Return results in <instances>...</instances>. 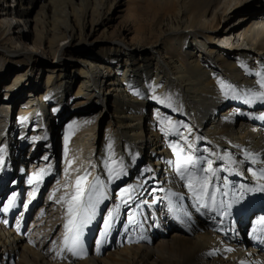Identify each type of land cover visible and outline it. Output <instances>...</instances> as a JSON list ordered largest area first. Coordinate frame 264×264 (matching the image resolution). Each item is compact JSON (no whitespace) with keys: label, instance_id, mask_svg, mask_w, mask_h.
<instances>
[{"label":"bare ground","instance_id":"obj_1","mask_svg":"<svg viewBox=\"0 0 264 264\" xmlns=\"http://www.w3.org/2000/svg\"><path fill=\"white\" fill-rule=\"evenodd\" d=\"M121 1L0 0V194L18 175L51 192L47 204L26 211H34L31 241L8 225L19 196L7 212L14 196L0 202V264H264V229L246 235L244 224L250 200L257 194L264 203V191L238 199L241 186L264 184V100L252 95L264 91V0H127L125 32L112 29ZM101 41L94 54L81 50ZM107 104L111 120L97 143ZM58 129L55 151L37 157L35 148ZM170 144L184 149L181 157L199 158V168L213 161L209 193L231 204L228 214L198 205ZM31 153L45 170L40 178L23 165ZM80 159L89 164L79 168ZM84 175L101 182L104 198L73 255L63 247L67 205L57 201ZM122 189L131 190L127 203ZM104 208L105 218L113 213L107 235Z\"/></svg>","mask_w":264,"mask_h":264},{"label":"snow or ice","instance_id":"obj_2","mask_svg":"<svg viewBox=\"0 0 264 264\" xmlns=\"http://www.w3.org/2000/svg\"><path fill=\"white\" fill-rule=\"evenodd\" d=\"M257 75L260 74L257 73ZM218 83L220 84L222 90L227 87L223 81L218 80ZM259 84L260 87L264 89V77L261 78ZM252 95L256 99L264 100V91L255 92L252 93ZM153 99L157 100L158 103L164 104L165 107H172V105L167 102L169 99L168 97L161 99L159 97L153 96ZM157 117L161 119L162 123L167 122L169 125H172V127L175 128L173 122L168 120L166 117H161L159 112H157ZM261 118L264 119V117ZM181 138L185 139V142H187L186 138ZM170 147L173 149L177 156V160L175 162L176 172L180 176L181 180L187 181L188 191L191 192L198 205L204 209H208L209 211H219L220 209H224L225 211L222 214H228L227 210L231 208V204L225 205L223 201L217 203L215 191L209 193V186L211 185L212 178L216 176L217 172V169H214L212 167L213 161L211 159L204 158L207 161L208 167L199 168V158L193 159L191 154L181 157L180 154L184 151V149L181 148L178 144H170ZM187 147L189 149H192L193 146L191 144H187ZM109 148H111V145H109ZM177 149H179V151H177ZM210 155L216 154L211 153ZM45 159H47V157H45ZM69 164H71L70 161ZM44 171L45 170L42 169L40 173L34 174L35 177L40 178ZM113 173H115V178H119V175L121 174L114 168L109 167L110 178H113ZM197 173H200V175H197ZM252 175L257 176V173L252 172ZM258 179L264 180V170L260 172ZM34 182L35 181L33 178L29 179V184H32ZM100 185L101 182L99 180L88 182L87 175L79 176L77 177L75 182V191L71 194L66 193L65 196H61L57 201V203H64L67 205L66 222L63 225L65 229L63 236V247L73 255H77L82 250L81 238L83 235V229L95 218L97 205L101 202L102 198H104V194L99 191L98 186ZM241 187L242 192L238 199H243L244 192L264 191V184L258 185V187L255 189L247 188L244 186ZM121 193L122 203H127V199L132 198L130 195V189H122ZM225 195H227V193H225ZM125 196H127V199H125ZM14 201L15 197H13L12 200L8 202V204L3 208V211L7 212L13 205ZM112 219L113 213L109 211L107 218L104 219L105 230L101 235H107L108 229H110L112 226ZM128 219L129 223H131L133 222L134 218L130 216ZM261 223L264 224V218H262ZM256 231L257 229L254 228L253 232L255 233Z\"/></svg>","mask_w":264,"mask_h":264},{"label":"rangeland","instance_id":"obj_3","mask_svg":"<svg viewBox=\"0 0 264 264\" xmlns=\"http://www.w3.org/2000/svg\"><path fill=\"white\" fill-rule=\"evenodd\" d=\"M130 10H131V4H128L127 0L121 1V5L119 6V9L117 10V12L114 15L115 20L112 23V29H117V30L124 31V32L126 31V29H128L129 26H128L127 20L129 18L128 16L130 15L129 14ZM23 29H24V31H27V27H23ZM225 44H227V43H225ZM103 45H104V42L101 41L96 45H90L87 47H82L81 50L86 51V52L89 51L92 54H94L96 52L95 50H97V47H100ZM66 47H68V44H66ZM41 53L42 52L39 51L40 55H41ZM45 60L47 61V59H45ZM49 62L51 63L53 61H49ZM72 64H74V62ZM79 70H80V68L78 69V67H77L76 71L78 72ZM4 96H5V93H3V91H2V95L0 96V102H2V103L3 102L5 103V97ZM104 106L105 105L102 103L98 107H96V112L93 115H97L99 112L104 111V110H102L104 108ZM1 107L2 108L4 107L5 109H9L11 111V106H9V105L2 104ZM221 110H223V109H221ZM221 110H220V112H221ZM110 120H111V108H109V105H108L105 114H102V117L99 121L97 143H99L100 139H102V137L104 135L105 128L108 125ZM64 121H66V119H64ZM60 131L58 129V131L55 134L54 139L52 141L47 140L46 144H43V142H41L42 143L41 146L38 148L37 147L35 148V150L37 151V155H36V153L35 154L33 153V154L36 155L37 157H40V156H42L43 150L53 153L55 151V142H56V144L58 142H61V136H60L61 132ZM48 141L51 143H49ZM97 149H98V145H97ZM25 151H29V147L27 148V146H26ZM21 157L23 158V153L20 156V158ZM26 157L22 161L23 165L26 166V170L28 169L29 171H32V173L33 172L34 173L41 172V170L43 169L42 164L40 162H36V163L33 161L31 162V160L34 159L33 158L34 156L32 155V153L30 154V156L28 158H26ZM78 161H79L78 162L79 168H84L89 164V161H86V160L80 159ZM53 164L54 165L56 164V167H58L60 165V161H59L58 156L56 157V159L55 158L53 159ZM24 183L25 182L22 181V175H18V177L12 176L10 179H8L4 183V190L0 194V202L5 203L6 200L10 197V195H13L15 198L17 196H19L18 206L16 207L14 214H13L11 220L9 221L8 225H9V228L12 230L13 229L19 230V231L22 230V233H23L22 235L28 237V239L30 240V230L33 229L32 227H35V224L32 225V220H31V216L34 215V211L33 210L28 211L29 212L28 214H26V211L30 208V206L33 202H35L34 208H37V206H41L42 202H45L47 204L48 201L46 200V198L50 197L51 192L47 193L48 186L44 187L42 190L36 191V186L24 184ZM17 194H19V195H17ZM23 196H24V201H23ZM253 199L261 201L262 198H261V196L255 194L253 196ZM248 200H250V199H248ZM250 201L252 202L253 200H250ZM107 207H109V205ZM106 209L104 208L102 213H101L102 216L100 217V221H99L100 224L103 223V221H104V218L106 216V212H104V211H106ZM247 212H248V210H247ZM36 215L37 214H35V217H36ZM245 234L250 235L251 232L245 230ZM97 236L98 235H96L94 233V235L91 236V238L89 240L88 246L89 247L91 246L90 248L92 250H94L96 247L97 239H95V238H97ZM124 239H127V238H124ZM91 241H92V245L90 243ZM119 241H121L120 238H117V242H119Z\"/></svg>","mask_w":264,"mask_h":264}]
</instances>
